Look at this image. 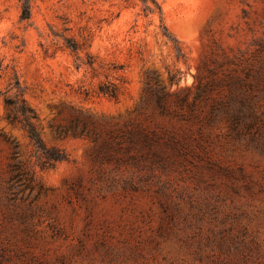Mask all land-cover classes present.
<instances>
[{"label":"rangeland","instance_id":"rangeland-1","mask_svg":"<svg viewBox=\"0 0 264 264\" xmlns=\"http://www.w3.org/2000/svg\"><path fill=\"white\" fill-rule=\"evenodd\" d=\"M22 1L0 0V264H264V0ZM76 119L96 138L56 130Z\"/></svg>","mask_w":264,"mask_h":264},{"label":"trees","instance_id":"trees-1","mask_svg":"<svg viewBox=\"0 0 264 264\" xmlns=\"http://www.w3.org/2000/svg\"><path fill=\"white\" fill-rule=\"evenodd\" d=\"M145 1V0H143ZM30 0H23L21 4V19H28L30 17ZM66 47L73 53H77V50L80 48L79 43L73 39L72 37H67L66 39ZM173 80V77H170V81ZM19 91V87L17 86V82L14 85ZM98 92L104 95H107L112 98H116L117 93L114 87H110L107 84H101L98 87ZM4 106H5V114L4 119L12 124L18 125L21 129H23L27 135V137L32 141L37 149L43 150L44 152V160L41 163V166L48 165L50 161L56 160L58 158V152L55 149L47 150L39 136L36 125L34 124V120L37 119V115L33 108L27 105L26 101L21 98L18 93H16L13 97L4 98ZM59 134L69 133L72 136H81V135H90L93 139L96 138L94 133L88 129L86 123H80L79 120H75L74 123L67 127L56 128ZM9 143L13 149V158L17 157V143L11 139Z\"/></svg>","mask_w":264,"mask_h":264}]
</instances>
